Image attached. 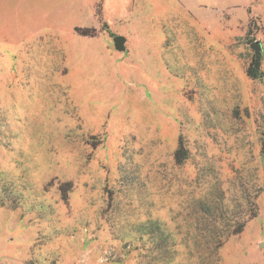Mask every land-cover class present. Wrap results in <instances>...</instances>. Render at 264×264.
Here are the masks:
<instances>
[{"label": "rangeland", "instance_id": "obj_1", "mask_svg": "<svg viewBox=\"0 0 264 264\" xmlns=\"http://www.w3.org/2000/svg\"><path fill=\"white\" fill-rule=\"evenodd\" d=\"M211 1L0 0V264H264V0Z\"/></svg>", "mask_w": 264, "mask_h": 264}, {"label": "trees", "instance_id": "obj_2", "mask_svg": "<svg viewBox=\"0 0 264 264\" xmlns=\"http://www.w3.org/2000/svg\"><path fill=\"white\" fill-rule=\"evenodd\" d=\"M261 54L258 53L254 56L252 62L248 67V75L252 78H264V71L262 69V61ZM181 151H185L184 148ZM187 154H180V150L177 154V161L182 162L186 158ZM256 214L253 213V216ZM227 229L226 232L220 236H215L213 238H204L203 243H205V249L209 251V255L213 256V260L215 262H220V254L219 251L223 247L224 243L235 234H239L244 230L246 225V221L244 220H232V222L226 224ZM196 244H199L196 242Z\"/></svg>", "mask_w": 264, "mask_h": 264}, {"label": "crops", "instance_id": "obj_3", "mask_svg": "<svg viewBox=\"0 0 264 264\" xmlns=\"http://www.w3.org/2000/svg\"><path fill=\"white\" fill-rule=\"evenodd\" d=\"M179 5L177 6V8H182L183 11H187V13L191 12H195L200 5V0H177ZM213 1L211 0H207V4H211Z\"/></svg>", "mask_w": 264, "mask_h": 264}, {"label": "water", "instance_id": "obj_4", "mask_svg": "<svg viewBox=\"0 0 264 264\" xmlns=\"http://www.w3.org/2000/svg\"><path fill=\"white\" fill-rule=\"evenodd\" d=\"M114 41H115L116 46H117V47H120V46H122V45L124 44V42H125V37H124V36H120V35H118V36L114 37ZM252 46H253L256 50H258V49L261 47V43H260V42H254V43L252 44Z\"/></svg>", "mask_w": 264, "mask_h": 264}]
</instances>
